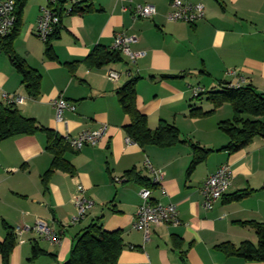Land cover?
Instances as JSON below:
<instances>
[{
    "label": "crops",
    "instance_id": "1",
    "mask_svg": "<svg viewBox=\"0 0 264 264\" xmlns=\"http://www.w3.org/2000/svg\"><path fill=\"white\" fill-rule=\"evenodd\" d=\"M188 1L205 7L204 19L192 25L168 20L171 0H78L93 10L63 15L59 39L52 43L56 58L50 60L45 56V43L35 33L47 2L27 0L12 46L40 73V95L35 100L29 97L21 75L1 53L0 103L5 102V95L21 97L25 102L17 105L21 114L60 137L75 138L103 125L108 131L96 146L68 155L76 174L71 177L57 171L47 188L42 176L52 156L46 150V133L0 142V242L8 229L33 227L37 221L63 232L60 244L25 233L16 239L9 264H63L76 235L97 222L108 232H122L125 247L118 264H264L227 257L216 249L225 242L257 244L255 230L241 223H264V138H255L244 149L229 153L222 150L229 138L218 128L219 122L233 118L229 104L210 117H190L193 109H212L207 95L193 98V86L208 93L220 91L224 84L241 83L264 95V0H221L223 9L214 0ZM138 4L154 6L156 14L134 20L132 8ZM118 33L133 37L132 51L145 56L135 64L122 56L119 63L88 68L83 61L96 47L112 50ZM108 70L118 72L120 78L109 81L105 76ZM133 78L139 79L137 108L147 117L151 130L164 121L175 126L182 139L213 151L191 174L193 150L189 144L142 149L127 142L124 128L130 120L121 109L117 92ZM61 97L73 110H66L59 121L53 102ZM222 165H228L233 173L231 185L213 209L206 210L204 182ZM132 169L151 184L150 169L160 171L163 179L150 188L127 182L125 173ZM79 185L93 206L83 221L72 226L76 209L71 201ZM143 188L151 191L152 202L175 205L179 226L152 225L148 240L143 231L133 229ZM245 190L253 193L229 202V196ZM35 246L46 255L31 260Z\"/></svg>",
    "mask_w": 264,
    "mask_h": 264
},
{
    "label": "trees",
    "instance_id": "2",
    "mask_svg": "<svg viewBox=\"0 0 264 264\" xmlns=\"http://www.w3.org/2000/svg\"><path fill=\"white\" fill-rule=\"evenodd\" d=\"M15 1L16 21L9 36L0 40V54L4 53L9 57L12 66L21 75V83L27 94L32 99L40 95L41 75L38 71L30 68L13 50V41L18 36L21 17L26 7L27 0ZM223 9L221 0H214ZM66 0H57L54 11L60 17L59 25L55 26L52 34L44 42L45 56L55 60L52 43L59 39L61 19L64 15V4ZM82 3L74 5L71 14H84L93 10L92 6L83 7ZM52 7V8H53ZM123 60L122 55L106 47H96L91 54L83 61L90 69H100L109 64L119 63ZM77 63H75L76 65ZM138 78L126 82L117 92L118 102L123 113L128 116L130 123L124 128L127 138L142 149L147 147L171 148L177 144H189L193 150V159L188 173L203 163L212 150H206L190 141L181 138L179 130L164 121H161L155 130L148 126L147 117L137 108ZM207 101L212 105L209 111L193 109L190 112L191 118H207L214 115L219 108L229 104L233 111V118L219 122L218 128L227 135L229 142L225 150L229 153H236L253 142L255 138H264V95L257 92L251 85H242L239 88H230L229 84L222 85L220 91L204 93ZM201 94L197 100L204 95ZM39 132L47 135L46 150L52 156V162L48 170L42 176V183L45 188L51 176L57 172H63L73 177L76 174L74 166L68 160V155L74 151L63 137L55 132L40 126L36 120L27 118L21 114L17 105L12 103H0V142L9 138L30 136ZM125 181L133 182L150 188V180L142 177L135 169L125 173ZM253 191H239L229 196V202H238L249 197ZM225 196V195H224ZM244 226L255 230L258 241L253 244L249 241L242 242L235 246L229 242L221 243L216 249L227 257H239L248 262H264V223L245 222ZM16 246V238L13 231L8 229L7 237L0 242V255L3 264H9V257ZM125 247L121 231L108 232L97 223H92L74 238L68 260L63 264H118L121 252ZM46 255L37 246L33 248L31 260Z\"/></svg>",
    "mask_w": 264,
    "mask_h": 264
},
{
    "label": "built area",
    "instance_id": "3",
    "mask_svg": "<svg viewBox=\"0 0 264 264\" xmlns=\"http://www.w3.org/2000/svg\"><path fill=\"white\" fill-rule=\"evenodd\" d=\"M47 6L41 10V15L36 25V36L45 42L52 34L55 26L59 25L60 17L54 11V5L57 0H46ZM68 7L64 11V15H71L73 7L78 3V0H66ZM171 11L168 14V20L171 22H182L186 24H195L205 17V7L201 3H193L188 0H171ZM53 7V8H52ZM156 14L155 7L152 5H135L132 8V17L137 19H149ZM16 21L15 17V1L0 0V40L9 36L12 32ZM135 42L133 37L125 33H118L114 37L112 50L119 52L123 57L135 64L136 61L145 56L144 52H134L131 49V44ZM109 81L115 82L120 78V74L115 71L108 70L105 73ZM241 83L229 84L230 88H239ZM193 98L205 93V89L200 86H193L190 89ZM4 100L7 103L15 105L24 104V99L15 95H5ZM53 106L56 111L57 120H62L63 113L66 110H73L64 98L54 100ZM108 127L103 125L98 130H84L78 137H63L70 147L75 151H80L85 146H96L107 135ZM127 142H131L127 138ZM152 183L158 185L163 179V174L160 171L152 169ZM233 179V173L228 165L220 166L216 172L209 175L204 182L202 193L204 196L203 208L206 210L213 209L215 203L222 199L227 193ZM84 188L79 185L76 188L72 198V204L76 209V214L71 218L72 226L79 224L84 220L88 211L93 206V203L84 196ZM139 195L142 199V204L138 207L133 229L141 230L145 233V239L148 240L150 228L152 225L157 226H179L180 221L177 215V209L173 204L163 205L154 203L151 200V191L141 189ZM28 232L34 233L51 244H60L62 241V231H56L47 223L37 221L33 227H17L13 230V234L17 240Z\"/></svg>",
    "mask_w": 264,
    "mask_h": 264
}]
</instances>
